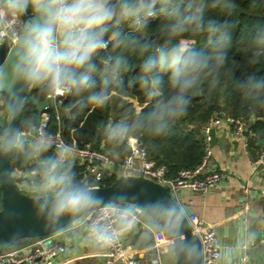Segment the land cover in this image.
I'll list each match as a JSON object with an SVG mask.
<instances>
[{
    "label": "clouds",
    "instance_id": "clouds-1",
    "mask_svg": "<svg viewBox=\"0 0 264 264\" xmlns=\"http://www.w3.org/2000/svg\"><path fill=\"white\" fill-rule=\"evenodd\" d=\"M216 2L229 10L235 7V0ZM251 6L264 7V2L251 0ZM206 9L207 0H0V38L11 21L20 25L13 36L12 55L0 66V100L7 119L15 120L22 107L18 93L27 89L47 98L71 95L82 105L103 107L111 87L122 84V74L131 69L126 53H132L139 60L133 82L138 81L153 102L147 110L138 109L131 122L109 123L107 138L120 140L131 132L165 135L187 114L205 75H218L226 63L235 24L205 21ZM161 16L168 21L163 26L168 38L160 43L141 38ZM198 30L209 33L211 51L184 39L186 33ZM248 43L257 54H264V26L251 30ZM241 87H264V83L253 78ZM3 127L0 157L23 150L29 158H39V179L27 188L37 217L59 224L64 217L103 205L118 224H135L134 204L122 206L116 200L105 204L91 184L77 179L72 161L76 149L71 143L60 142L53 148L45 135L30 136L36 133L31 118H25L20 127ZM148 209L169 231L178 229L186 211L172 200H156ZM89 230L105 245L119 236L110 223L96 222ZM188 251L194 253V249Z\"/></svg>",
    "mask_w": 264,
    "mask_h": 264
},
{
    "label": "trees",
    "instance_id": "trees-1",
    "mask_svg": "<svg viewBox=\"0 0 264 264\" xmlns=\"http://www.w3.org/2000/svg\"><path fill=\"white\" fill-rule=\"evenodd\" d=\"M208 20L218 23L228 21L235 24L226 63L219 70L218 75H205L189 111L182 119L174 123L168 133L160 137H152L142 132H131L120 140H110L106 135L108 104L103 107L82 105L76 97L71 95L58 96V112L53 107L49 109L51 113L50 132L60 131L67 141H76L79 145L91 143L93 147L116 156L118 160L123 159L131 152L128 138L136 136L159 165L167 166L168 176L176 177L180 170L194 169L201 164L205 155L203 127L211 117L226 114L246 122L248 149L253 158L257 159L264 150V87L245 89L241 85L253 78L264 83V54H257L250 49L248 43L251 30L256 25L264 26V7L253 8L251 0H235V7L229 10L217 4L216 0H207L205 21ZM167 22L163 16L153 20L148 26L147 33L141 38L147 36L157 43L163 42L168 38V34L163 30V26ZM131 31V29L125 28V32ZM208 37L207 31L198 30L186 33L184 39L193 42L199 49L211 51ZM111 50L110 46L109 51ZM101 55L103 56L105 53L102 52ZM126 56L131 69L122 74V84L113 85L110 93L114 89L130 91L146 103L143 109L147 110L153 101L147 97L138 81L133 82L139 73V60L132 53H126ZM31 95H35L39 100L47 98L43 93L30 89L23 103L19 127L22 126L25 118H31L36 124L37 108L30 97ZM74 105L76 107L71 114L69 110ZM58 113L60 118H58ZM48 154H51V150L49 153H45V155ZM38 160V157L29 158L23 150L14 152L12 156L13 171L37 168ZM74 171L77 179L82 181L84 166L74 164ZM117 177L116 173L105 174L99 185H109ZM1 196L0 185V202ZM149 218L151 223L153 222L152 224H157L151 216ZM38 238L41 237L24 238L8 249L16 248L22 242L26 243Z\"/></svg>",
    "mask_w": 264,
    "mask_h": 264
},
{
    "label": "built area",
    "instance_id": "built-area-1",
    "mask_svg": "<svg viewBox=\"0 0 264 264\" xmlns=\"http://www.w3.org/2000/svg\"><path fill=\"white\" fill-rule=\"evenodd\" d=\"M19 27L20 25L16 21H11L6 26V31L3 37L0 38V42L7 37L12 43H14L13 36L19 30ZM58 96L65 97L66 95H57L54 97L56 112H58ZM50 108H52V106L46 107L40 124H35L36 133H30V136L43 134L55 147L57 143L69 141L64 138L60 131L54 133L50 132ZM58 118H60L59 113ZM224 124L231 127L233 135L236 138L244 137L245 132L248 131L246 122L234 116L222 114L211 117L203 127L205 155L201 164L194 169L185 168L180 170L176 177L168 176L169 169L167 166L165 164L159 165L157 161L150 156L146 147L141 145L139 138L136 136H129L128 143L131 146V152L120 160H118L116 156L111 155L102 149L93 147L91 143L79 145L76 141L69 142L76 149L72 155V161L74 164L84 166L82 178L83 182L88 183L87 177L89 173L95 172L97 184H99L105 174L111 175L116 173V169L122 167L124 174L143 175L168 186L173 197L180 204H184L181 199L183 191L186 190L191 192L207 193L219 188L225 181V174L221 170L206 168L213 154L212 131L215 130L217 126ZM263 159L264 156L261 154L257 159L253 160L254 164H261ZM36 173L37 168H28L17 171L14 170L15 183L17 187L23 192L29 194L27 192L28 186L33 180L39 179ZM241 187L243 189V200H248L253 196L254 188L250 184L243 183L241 184ZM123 205L126 204H122V206ZM136 208V222L132 227H124L118 224L116 222L115 215L106 212L104 206L98 207L86 213L84 216L72 223V226L74 228H86L97 244H100L109 250L111 257L107 259L106 264H144L142 260L133 257L128 253L124 236L141 226L147 227L153 232V253L146 264H165L162 254L164 253L165 248L172 247V239L161 226L158 224L154 225L145 219V217L149 218V215L146 212L138 207ZM188 219L200 237L203 248V264H221L223 249L216 228L206 222V220L202 217L197 216L195 213L188 215ZM96 222L110 223L112 227L119 232L118 238L110 245H105L97 241L89 230L90 226ZM53 234L38 238L23 248H13L1 251L0 264H56V259L60 254L67 250L68 245L55 239ZM261 242L264 243V233L261 237ZM240 247L242 253L239 255L238 264H248L249 245L247 243H243Z\"/></svg>",
    "mask_w": 264,
    "mask_h": 264
},
{
    "label": "crops",
    "instance_id": "crops-1",
    "mask_svg": "<svg viewBox=\"0 0 264 264\" xmlns=\"http://www.w3.org/2000/svg\"><path fill=\"white\" fill-rule=\"evenodd\" d=\"M125 96L129 100L122 104L121 109H128V112L115 117L114 122L131 116L130 120L127 119L130 122L136 111L146 105L130 91L112 90L106 101L109 107L107 125L113 123L114 105L122 102V97ZM0 114V132H3L5 114ZM246 132L244 137L236 138L229 125L217 126L213 135V154L206 168L221 170L225 174V181L219 188L207 193L185 190L181 194L184 204L191 205L197 216L216 228L223 249L221 264H238L239 255L242 253L240 246L243 243L249 245L248 264H264V243L261 242L264 233V159L261 164H254V158L247 148ZM262 154L264 156V150ZM116 174H123L122 167L116 169ZM243 183L254 188L253 196L248 200H243ZM145 219L151 222L150 218ZM53 235L55 239L68 245L67 250L56 259V264H106L111 257L109 250L97 244L86 228H74L71 224ZM124 237L128 253L146 264L153 253L151 229L141 226ZM31 243L26 242L16 248H23ZM162 257L165 264H175L172 247L165 248Z\"/></svg>",
    "mask_w": 264,
    "mask_h": 264
},
{
    "label": "water",
    "instance_id": "water-1",
    "mask_svg": "<svg viewBox=\"0 0 264 264\" xmlns=\"http://www.w3.org/2000/svg\"><path fill=\"white\" fill-rule=\"evenodd\" d=\"M14 43L7 37L0 42V66L6 64L13 52ZM3 77L0 75V81ZM30 89L20 91L21 105L29 94ZM37 108L36 124L39 125L47 106L56 108L55 98L39 100L35 95L30 96ZM22 107L15 120L7 121L12 127H19ZM76 105L69 112L72 114ZM4 131V130H3ZM248 133V132H246ZM214 135V130L212 131ZM213 143L215 137H213ZM13 153L7 157H0V185L2 188L0 207V252L8 249L24 238H37L51 235L68 225L74 223L86 213L101 207L88 209L76 217H64L59 224H50L37 217L29 194L20 190L15 183V175L12 168ZM87 181L102 197L105 204L116 200L121 204L132 203L139 209L150 215L172 239V248L175 253V264H203V248L199 235L188 219V215L194 214V209L189 204H180L171 194L169 187L143 175L121 174L109 185L97 184L96 173L91 172ZM156 200H172L184 208L185 215L176 231H169L164 227V221L150 213L148 206ZM187 245V247H184ZM188 249H194L190 254Z\"/></svg>",
    "mask_w": 264,
    "mask_h": 264
},
{
    "label": "rangeland",
    "instance_id": "rangeland-1",
    "mask_svg": "<svg viewBox=\"0 0 264 264\" xmlns=\"http://www.w3.org/2000/svg\"><path fill=\"white\" fill-rule=\"evenodd\" d=\"M123 99L121 100L122 102H119L118 104H116V106L114 105V107H115V109L113 110V118H112V121H113V123H114V121L116 120V118L115 117H117L118 118V115H121V114H127L126 112H128V109H125V108H123V109H121V107H122V104L124 105V102L126 101V100H129V98L128 97H122ZM116 98H113V100H115ZM133 109H135V108H133ZM132 109V110H133ZM131 110V111H132ZM0 112H3L4 114H5V118H6V120H5V118H4V125H7V121H8V119H7V114L5 113V110H4V101L3 102H1L0 103ZM130 112V111H129ZM130 114V113H129ZM128 114V115H129ZM1 115V114H0ZM128 120H130V118H131V116L130 117H126ZM110 120H111V118H110ZM0 207H1V202H0ZM35 240H29L28 242H34ZM22 243H24V242H22ZM22 243H20V245H22Z\"/></svg>",
    "mask_w": 264,
    "mask_h": 264
}]
</instances>
